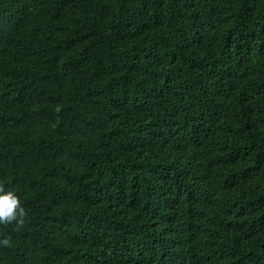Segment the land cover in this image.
Masks as SVG:
<instances>
[{"label":"trees","instance_id":"1","mask_svg":"<svg viewBox=\"0 0 264 264\" xmlns=\"http://www.w3.org/2000/svg\"><path fill=\"white\" fill-rule=\"evenodd\" d=\"M0 264H264V0H0Z\"/></svg>","mask_w":264,"mask_h":264},{"label":"clouds","instance_id":"2","mask_svg":"<svg viewBox=\"0 0 264 264\" xmlns=\"http://www.w3.org/2000/svg\"><path fill=\"white\" fill-rule=\"evenodd\" d=\"M25 216V210L20 204L17 195L11 190H5L0 187V224H21ZM7 245V238L0 241Z\"/></svg>","mask_w":264,"mask_h":264}]
</instances>
